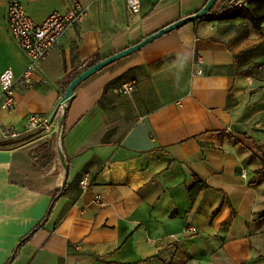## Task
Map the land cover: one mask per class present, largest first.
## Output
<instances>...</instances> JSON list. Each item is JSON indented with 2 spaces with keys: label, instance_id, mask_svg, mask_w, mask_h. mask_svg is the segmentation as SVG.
<instances>
[{
  "label": "crops",
  "instance_id": "obj_1",
  "mask_svg": "<svg viewBox=\"0 0 264 264\" xmlns=\"http://www.w3.org/2000/svg\"><path fill=\"white\" fill-rule=\"evenodd\" d=\"M21 1L37 22L76 3L87 15L25 84L31 61L9 31V0H0V75L11 68L17 77L16 108L0 118L18 132L0 142L37 134L0 146V264L46 215L66 165L67 190L10 264H264V21L257 29L248 17L209 14L95 73L69 103L65 160L58 142L52 165L39 170L32 153L58 132L71 73L208 0H140L134 13L127 0ZM199 57L203 73L195 75ZM132 79L135 90L120 95ZM31 114L51 129H29ZM197 176L208 187L192 200ZM192 225L198 233L187 231Z\"/></svg>",
  "mask_w": 264,
  "mask_h": 264
},
{
  "label": "built area",
  "instance_id": "obj_2",
  "mask_svg": "<svg viewBox=\"0 0 264 264\" xmlns=\"http://www.w3.org/2000/svg\"><path fill=\"white\" fill-rule=\"evenodd\" d=\"M249 0H242L240 5H246ZM140 0H127V8L129 12L134 13L140 10ZM87 15V9L80 3H76L72 7L61 11L55 10L50 13L43 21L37 22L30 15L27 7L21 0H9L7 7L8 28L13 38L18 42L20 48L29 57L31 63L22 75V83H29L31 72L37 61L47 57L53 49L59 44L63 34L78 22L84 20ZM195 75L203 73L202 65L204 60L199 57L195 61ZM0 84L2 88V96L0 97V111H11L16 108V87L17 77L11 68L5 69L0 75ZM137 85V81L132 79L124 82L119 88L120 95L131 94ZM62 112V106L60 103ZM51 121L36 114H31L28 119V128L36 129L45 127L51 129ZM56 132L60 131V126L56 127ZM18 132L3 127L0 118V137L9 138L17 136ZM91 184V177L87 173L81 180L84 189ZM99 199V196L97 197ZM191 234H196L199 229L196 226L187 228Z\"/></svg>",
  "mask_w": 264,
  "mask_h": 264
},
{
  "label": "trees",
  "instance_id": "obj_3",
  "mask_svg": "<svg viewBox=\"0 0 264 264\" xmlns=\"http://www.w3.org/2000/svg\"><path fill=\"white\" fill-rule=\"evenodd\" d=\"M252 1V2H251ZM242 0H221L216 1V3L213 5L212 9L209 11V13L206 16H209L212 19H229V18H235L238 16L242 17H248L252 20L253 24L255 25V28L260 29L261 24L264 21V0H249L246 5H240ZM251 2V4H250ZM262 2V4H260ZM250 4V6H248ZM205 16V17H206ZM101 60L100 54L95 53L90 59H88L81 67H79L77 70L73 71L71 75L69 76V80L63 87L62 96L64 95L68 85L70 82L82 71L85 69L91 67L95 63L99 62ZM69 108L67 110L68 114ZM37 134H30L26 138H22L20 140H10L5 142H0V146H10L18 143H23L33 137H35ZM67 132H66V126L64 125L63 131L61 134V144L62 149L65 151V138H66ZM59 142V133H55V135L52 136L51 139L46 141L44 144H42L37 150H35L32 153V156L35 159V164L39 170H44L50 167L54 161V159L57 156V153L55 151V146ZM67 161L70 162V157L67 156ZM257 174L260 177H264V165L262 168L257 170ZM68 178H66L65 186L62 188H58L52 197L50 206L48 208V211L46 215L39 221L26 235H24L18 245L14 249V255H17L20 251V249L31 239V237L39 230L43 229L45 223L47 222L48 218L51 214V211L54 207L55 202L58 200L57 196L61 193V195L67 190L68 187ZM197 182L192 187L189 188V193L192 198V200H195V198L198 196L199 192L208 187V184L204 182L200 177H196ZM60 195V196H61ZM47 218V219H46ZM15 257V256H14ZM12 262L11 258L6 261L5 264H10Z\"/></svg>",
  "mask_w": 264,
  "mask_h": 264
},
{
  "label": "water",
  "instance_id": "obj_4",
  "mask_svg": "<svg viewBox=\"0 0 264 264\" xmlns=\"http://www.w3.org/2000/svg\"><path fill=\"white\" fill-rule=\"evenodd\" d=\"M216 1L218 0H208V2L205 4V6L200 9L198 12L189 15L187 17H183L169 25H167L166 27H163L161 29H159L158 31L152 33L151 35L145 37L144 39H142L141 41L125 48L122 49L118 52H115L107 57L102 58L99 62L95 63L94 65H92L91 67L85 69L84 71H82L80 74H78L68 85L62 99H61V106H62V113L60 116V131H59V154L62 156V158L65 160V156L64 153L62 151V144H61V134L63 131V127L65 125V120L67 117V110L69 108V103L71 101V99L74 96L75 90L78 87L79 84H81L83 81H85L86 79L90 78L92 75H94L95 73L99 72L100 70H102L103 68H105L106 66H108L109 64L117 61L118 59L125 57L139 49H142L144 46H146L147 44H149L150 42L156 40L157 38H159L160 36L171 32L177 28H180L181 26L187 24L188 22L191 21H196L199 19L204 18L209 11L212 9L213 5L216 3ZM66 177L68 176V167L66 165ZM66 183V179L63 182L62 188L65 186ZM61 195V193L57 196V198H59ZM48 218V217H47ZM46 218V219H47ZM14 254L11 257V260L14 258Z\"/></svg>",
  "mask_w": 264,
  "mask_h": 264
},
{
  "label": "rangeland",
  "instance_id": "obj_5",
  "mask_svg": "<svg viewBox=\"0 0 264 264\" xmlns=\"http://www.w3.org/2000/svg\"><path fill=\"white\" fill-rule=\"evenodd\" d=\"M252 2V1H251ZM251 2H250V4H251ZM250 4H248V6H250ZM260 4H262V2H260Z\"/></svg>",
  "mask_w": 264,
  "mask_h": 264
}]
</instances>
